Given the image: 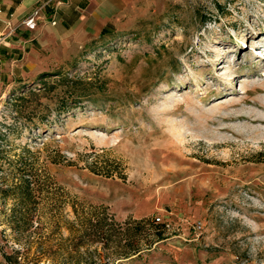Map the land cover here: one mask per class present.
<instances>
[{"label":"rangeland","instance_id":"1","mask_svg":"<svg viewBox=\"0 0 264 264\" xmlns=\"http://www.w3.org/2000/svg\"><path fill=\"white\" fill-rule=\"evenodd\" d=\"M122 10L74 57L0 92L1 256L264 264V0ZM34 170L43 189L24 206L11 190Z\"/></svg>","mask_w":264,"mask_h":264},{"label":"crops","instance_id":"2","mask_svg":"<svg viewBox=\"0 0 264 264\" xmlns=\"http://www.w3.org/2000/svg\"><path fill=\"white\" fill-rule=\"evenodd\" d=\"M43 1L35 27L27 28L22 21ZM124 1L0 0V92L74 57L82 44L112 28ZM0 264H7L1 254Z\"/></svg>","mask_w":264,"mask_h":264},{"label":"trees","instance_id":"3","mask_svg":"<svg viewBox=\"0 0 264 264\" xmlns=\"http://www.w3.org/2000/svg\"><path fill=\"white\" fill-rule=\"evenodd\" d=\"M27 174V177L21 178V180L18 183H15L14 186L12 187V198L17 201L21 205H27L31 200L35 199V193L40 192L43 187L40 184L39 178L37 171H29ZM3 192H6V190H2ZM5 194L4 196H6ZM9 196V195H8ZM18 209V210H17ZM13 212L11 216L13 217V220L9 222V225L11 229L14 230V232L21 233L23 232L22 226L23 223L21 222L25 214L21 212V209L14 207ZM145 223H148L150 227L154 228V233L156 234L157 238L161 237V224L155 223L153 220L152 221H145ZM149 241L148 243H150ZM140 247L136 246L132 241L129 242L127 249L122 253L123 256H128L131 252H137L139 251ZM19 251L15 250L13 254H8L6 252H3V257L4 259L9 263V264H19L17 261V253Z\"/></svg>","mask_w":264,"mask_h":264},{"label":"built area","instance_id":"4","mask_svg":"<svg viewBox=\"0 0 264 264\" xmlns=\"http://www.w3.org/2000/svg\"><path fill=\"white\" fill-rule=\"evenodd\" d=\"M47 4V1H43L40 3L32 12L29 14L25 19L22 21V23L29 29H33L36 25V19L39 16V13L41 9ZM51 23H55V19L51 20ZM159 217H155L156 221H159Z\"/></svg>","mask_w":264,"mask_h":264}]
</instances>
